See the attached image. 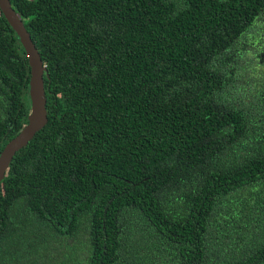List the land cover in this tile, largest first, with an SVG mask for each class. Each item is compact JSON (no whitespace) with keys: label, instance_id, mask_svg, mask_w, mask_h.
<instances>
[{"label":"trees","instance_id":"trees-1","mask_svg":"<svg viewBox=\"0 0 264 264\" xmlns=\"http://www.w3.org/2000/svg\"><path fill=\"white\" fill-rule=\"evenodd\" d=\"M10 3L47 123L0 180V264H264V0ZM29 81L0 10V153Z\"/></svg>","mask_w":264,"mask_h":264},{"label":"water","instance_id":"water-1","mask_svg":"<svg viewBox=\"0 0 264 264\" xmlns=\"http://www.w3.org/2000/svg\"><path fill=\"white\" fill-rule=\"evenodd\" d=\"M0 10L20 39L28 57L30 66L29 96L31 101V111L26 126L9 141L0 153V180H2L15 153L26 146L36 133L44 128L47 123V114L43 83L45 66H43L23 22L11 7L10 0H0Z\"/></svg>","mask_w":264,"mask_h":264},{"label":"rangeland","instance_id":"rangeland-1","mask_svg":"<svg viewBox=\"0 0 264 264\" xmlns=\"http://www.w3.org/2000/svg\"><path fill=\"white\" fill-rule=\"evenodd\" d=\"M259 30H261V34L263 35V34H264V26H262V28H260ZM259 36H260V35H259ZM260 44H262L263 47H264V40L262 41V43L260 42L259 45H260ZM249 50L254 51L255 48L252 47V45H251V46L249 45ZM252 51H251V52H252ZM242 53H243V58H244L245 60L249 61V59H248L249 54H248V56H247L244 50L242 51ZM249 53H250V52H249ZM249 58H250V56H249ZM260 59H261V58H260ZM249 67H250V66H249ZM243 76H244V79H247V78L250 76V72H249V71L246 72V70H245V72H243V74H242V78H243Z\"/></svg>","mask_w":264,"mask_h":264},{"label":"flooded vegetation","instance_id":"flooded-vegetation-1","mask_svg":"<svg viewBox=\"0 0 264 264\" xmlns=\"http://www.w3.org/2000/svg\"><path fill=\"white\" fill-rule=\"evenodd\" d=\"M261 38H262V40H264V34L262 35V37H261Z\"/></svg>","mask_w":264,"mask_h":264}]
</instances>
